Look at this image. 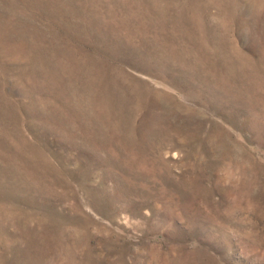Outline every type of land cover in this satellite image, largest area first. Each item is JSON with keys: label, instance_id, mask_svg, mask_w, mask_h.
Segmentation results:
<instances>
[{"label": "rangeland", "instance_id": "1", "mask_svg": "<svg viewBox=\"0 0 264 264\" xmlns=\"http://www.w3.org/2000/svg\"><path fill=\"white\" fill-rule=\"evenodd\" d=\"M0 264H264V0H0Z\"/></svg>", "mask_w": 264, "mask_h": 264}]
</instances>
